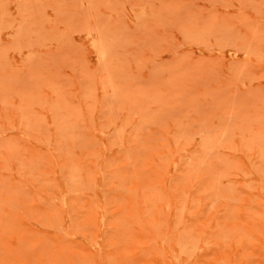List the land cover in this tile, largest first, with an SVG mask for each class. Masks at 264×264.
Wrapping results in <instances>:
<instances>
[{"label": "rangeland", "instance_id": "374dc122", "mask_svg": "<svg viewBox=\"0 0 264 264\" xmlns=\"http://www.w3.org/2000/svg\"><path fill=\"white\" fill-rule=\"evenodd\" d=\"M0 264H264V0H0Z\"/></svg>", "mask_w": 264, "mask_h": 264}, {"label": "bare ground", "instance_id": "6f19581e", "mask_svg": "<svg viewBox=\"0 0 264 264\" xmlns=\"http://www.w3.org/2000/svg\"><path fill=\"white\" fill-rule=\"evenodd\" d=\"M102 53V52H101ZM101 55V54H100Z\"/></svg>", "mask_w": 264, "mask_h": 264}]
</instances>
